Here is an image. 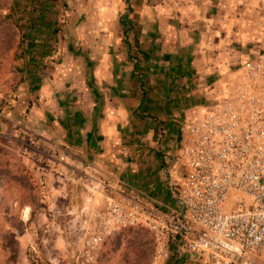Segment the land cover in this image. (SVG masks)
Masks as SVG:
<instances>
[{"label": "crops", "instance_id": "1", "mask_svg": "<svg viewBox=\"0 0 264 264\" xmlns=\"http://www.w3.org/2000/svg\"><path fill=\"white\" fill-rule=\"evenodd\" d=\"M12 4L24 13L14 115L34 123L43 193L88 215L105 204L89 187L95 178L107 194L140 191L174 206L181 127L264 49V0Z\"/></svg>", "mask_w": 264, "mask_h": 264}, {"label": "built area", "instance_id": "2", "mask_svg": "<svg viewBox=\"0 0 264 264\" xmlns=\"http://www.w3.org/2000/svg\"><path fill=\"white\" fill-rule=\"evenodd\" d=\"M177 160L184 172L174 206L140 191L107 194L88 212L75 264H93L117 232L152 235L151 264H264V49L243 63L234 89L181 127Z\"/></svg>", "mask_w": 264, "mask_h": 264}, {"label": "rangeland", "instance_id": "3", "mask_svg": "<svg viewBox=\"0 0 264 264\" xmlns=\"http://www.w3.org/2000/svg\"><path fill=\"white\" fill-rule=\"evenodd\" d=\"M12 1L0 0V264H75L88 215L67 213L43 193V175L32 167L40 156L34 123L14 115L24 13ZM153 250L146 230H121L100 244L93 264H151ZM258 259L264 262V250Z\"/></svg>", "mask_w": 264, "mask_h": 264}, {"label": "trees", "instance_id": "4", "mask_svg": "<svg viewBox=\"0 0 264 264\" xmlns=\"http://www.w3.org/2000/svg\"><path fill=\"white\" fill-rule=\"evenodd\" d=\"M135 228H139V227H130V228H126V229H123V230H129V229H135ZM140 229H143V228H140ZM122 230V231H123ZM143 230H145V229H143ZM147 231V230H146ZM148 233H149V231H147ZM150 234V233H149ZM151 235V234H150ZM151 237H152V235H151ZM152 239H153V237H152Z\"/></svg>", "mask_w": 264, "mask_h": 264}, {"label": "water", "instance_id": "5", "mask_svg": "<svg viewBox=\"0 0 264 264\" xmlns=\"http://www.w3.org/2000/svg\"><path fill=\"white\" fill-rule=\"evenodd\" d=\"M5 125L4 124H2V127H4Z\"/></svg>", "mask_w": 264, "mask_h": 264}]
</instances>
